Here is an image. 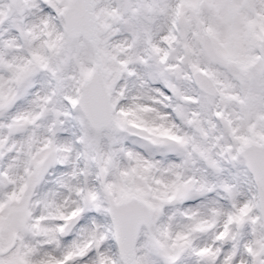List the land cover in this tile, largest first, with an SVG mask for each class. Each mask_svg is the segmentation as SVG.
<instances>
[{"label": "snow or ice", "instance_id": "snow-or-ice-1", "mask_svg": "<svg viewBox=\"0 0 264 264\" xmlns=\"http://www.w3.org/2000/svg\"><path fill=\"white\" fill-rule=\"evenodd\" d=\"M0 264H264V0H0Z\"/></svg>", "mask_w": 264, "mask_h": 264}]
</instances>
